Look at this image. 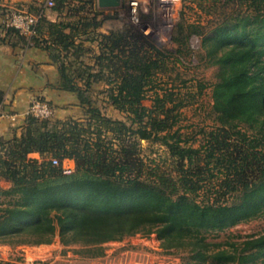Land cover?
Returning <instances> with one entry per match:
<instances>
[{"label": "trees", "instance_id": "16d2710c", "mask_svg": "<svg viewBox=\"0 0 264 264\" xmlns=\"http://www.w3.org/2000/svg\"><path fill=\"white\" fill-rule=\"evenodd\" d=\"M72 1L54 0L52 8L64 12ZM220 8L207 30L197 23L186 32L184 22L173 36L180 45L191 35L202 36L201 53L217 68L212 108L219 127L205 147L182 138L176 125L185 104L159 82L172 73L170 62L180 49H165L130 26L89 36L99 41V52L86 64L76 35L105 20L41 17L38 33L46 27L49 38L35 42L50 50L61 87L75 92L91 116L88 123L59 119L50 127L51 120L27 115L21 136L0 139V179L11 182L7 189L0 186V241L41 245L60 235L64 244L81 243L90 257H99L106 242L156 233L169 248L190 249L195 264H255L264 257V233L249 235L242 246L209 242L203 234L264 215V0H225ZM97 11L104 12L98 6ZM99 82L108 85L109 101L130 123L92 106L89 91ZM149 92L151 106L144 104ZM235 134L239 142L231 140ZM141 140L166 146L174 168L146 162ZM34 152L43 160L32 158ZM47 155L73 160V172L64 173ZM215 171L222 176L213 184L206 175L212 178ZM204 187L213 195L199 199Z\"/></svg>", "mask_w": 264, "mask_h": 264}, {"label": "rangeland", "instance_id": "374dc122", "mask_svg": "<svg viewBox=\"0 0 264 264\" xmlns=\"http://www.w3.org/2000/svg\"><path fill=\"white\" fill-rule=\"evenodd\" d=\"M125 1V0H124ZM139 1V22L133 23L129 15L126 13L123 16H118L114 12L97 11L98 0H74L64 10L67 17H71L72 21L77 20L78 16L88 17L89 20L96 17L106 21L108 30H119L127 27H134L142 31L149 27L151 30L146 34L150 39L154 40L159 46L165 49L174 51L180 49L181 53L172 57L170 67L172 73L165 75L159 80L163 86L172 88L178 93L180 100L184 102L185 106L181 108L180 121L176 125L182 133V138L188 140V144L195 147H205L211 141V131L218 129L219 124L215 119L213 111L212 99V84L215 82L216 66L208 63L202 55L200 48L194 49L191 46L190 38L183 44L173 41V36L176 35V26L184 23L187 31L190 26L200 23L201 30H207L220 17L222 9L221 5L225 0H217V8L213 7L214 0H181L176 7V13L173 23V28H164L161 14L158 11V0H138ZM84 6V8H82ZM47 8V7H46ZM43 8V9H46ZM35 8H33V11ZM201 37L202 36L197 35ZM89 48H91V45ZM96 50V49H93ZM85 54L82 60L86 64L94 63V56L96 53ZM71 59H74L71 57ZM70 60V59H68ZM77 65V64H76ZM73 64L72 68H76ZM108 85L104 82L93 84L89 91V96L92 99V106L99 108L104 115L112 119L123 120L130 123L127 113L120 111L111 104L108 98ZM144 104L151 106L152 92L148 93ZM88 106H84L80 115L74 118L81 123H88L90 121L91 113ZM73 118V117H70ZM67 118V119H70ZM60 119V120H67ZM57 119L54 117L49 126L51 127ZM243 131L247 129L242 128ZM250 134L251 131L248 130ZM227 135L224 132L220 136ZM231 140L239 142L241 137L238 135H231ZM141 154L145 161L152 165H158L163 170H172L174 168V158L171 156L166 146L158 142L150 140H141ZM31 156V155H30ZM32 157V156H31ZM35 158V157H32ZM47 160L52 158V155H47ZM43 160L42 157L37 158ZM213 177L210 174L206 175L207 181L213 179V184L217 182V178L221 177L220 172L215 171ZM210 178V179H209ZM0 186L4 189L11 187V182L6 179H0ZM207 188L201 189L198 198H207L213 195L212 191H206ZM230 197V194L227 195ZM4 201L5 197L0 196V201ZM8 200V199H6ZM264 233V215L255 217L247 221H241L231 227L221 231H206L203 232L207 241L209 242H223L224 246H231L230 243H235L237 246H242V242L247 239L249 235H258ZM58 245V252L66 251L76 256L90 257L92 253L81 243L64 244L60 235L54 238L52 244ZM26 246L38 245H16L8 242L0 241V259L5 261H12L17 264H27L25 259ZM104 255L111 254L116 258L126 257L128 262L139 258H148L150 264H195L196 260L193 258V253L190 249H176L169 248L167 243L159 239L156 233L144 234L138 233L133 236H128L121 241H110L103 244ZM103 255V256H104ZM100 257V256H99ZM255 264H264V257L260 256L255 260ZM44 261H39L36 264H43Z\"/></svg>", "mask_w": 264, "mask_h": 264}, {"label": "crops", "instance_id": "0c3cea01", "mask_svg": "<svg viewBox=\"0 0 264 264\" xmlns=\"http://www.w3.org/2000/svg\"><path fill=\"white\" fill-rule=\"evenodd\" d=\"M45 0H0V4L14 7L41 8ZM44 16L51 22L71 21L64 12L54 8H46ZM34 12V11H32ZM106 21L96 30L89 29L84 34L76 35V43H83L86 54L99 52V41L91 40L89 36L96 33H108ZM69 32V29L66 30ZM48 39L46 27L41 28L37 37ZM91 45V48H89ZM96 49V50H93ZM61 75L59 63L54 61L48 50L42 43H32L17 31L0 27V107L4 116L0 117V139H11L21 136L27 122V110L34 98L40 97L47 100L55 108L57 119L76 118L83 110L75 92L64 90L61 87ZM32 157H42L34 152ZM66 163L75 168V162L71 159ZM58 245L41 244L38 246H26L25 259L27 264H150L148 258H139L128 262L126 257L116 258L109 255L100 257H84L72 255L66 251L58 252Z\"/></svg>", "mask_w": 264, "mask_h": 264}, {"label": "built area", "instance_id": "2783aa9c", "mask_svg": "<svg viewBox=\"0 0 264 264\" xmlns=\"http://www.w3.org/2000/svg\"><path fill=\"white\" fill-rule=\"evenodd\" d=\"M181 0H158V11L164 19V28H173L176 7ZM54 0H45L42 8H52L54 6ZM97 6L103 11L116 12L118 16H123L126 13L129 15L131 22H139V1L138 0H121L119 6L102 8L97 2ZM44 15V10L40 12H32L26 8L14 7L9 5L0 4V27L13 28L18 30L20 34L27 38L29 43L34 41V38L38 36V25L41 17ZM151 29L146 27L143 30L144 34H147ZM191 46L194 49H198L201 46V37L192 35L190 38ZM27 115L34 116L41 120H52L55 117V108L47 101L40 97L34 98L27 110ZM4 116V112L0 107V117ZM69 159L59 160L58 158H52L54 165H61L63 172L69 174L73 172L74 168L69 166L66 161Z\"/></svg>", "mask_w": 264, "mask_h": 264}, {"label": "water", "instance_id": "95a60500", "mask_svg": "<svg viewBox=\"0 0 264 264\" xmlns=\"http://www.w3.org/2000/svg\"><path fill=\"white\" fill-rule=\"evenodd\" d=\"M121 0H98V4L102 8L116 7L119 6Z\"/></svg>", "mask_w": 264, "mask_h": 264}]
</instances>
